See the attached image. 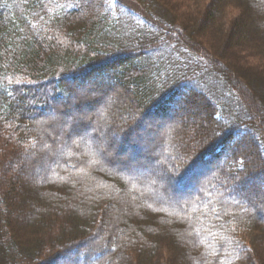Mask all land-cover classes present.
I'll use <instances>...</instances> for the list:
<instances>
[{"label":"trees","instance_id":"trees-1","mask_svg":"<svg viewBox=\"0 0 264 264\" xmlns=\"http://www.w3.org/2000/svg\"><path fill=\"white\" fill-rule=\"evenodd\" d=\"M73 254L264 264V0H0V264Z\"/></svg>","mask_w":264,"mask_h":264},{"label":"rangeland","instance_id":"rangeland-1","mask_svg":"<svg viewBox=\"0 0 264 264\" xmlns=\"http://www.w3.org/2000/svg\"><path fill=\"white\" fill-rule=\"evenodd\" d=\"M129 1H132V0H129ZM261 1V0H260ZM96 77V80H89L90 82H88V83H85V84H75V85H72L71 86V88H72V90L73 91H75V92H78L77 94H80L79 96H81L82 94L84 95V93L83 92H81V91H79V89H80V87L82 86V87H84V88H86V87H91V86H94V87H96V84H97V82L98 81H100L101 80V77L99 76V75H95ZM95 78H92V79H95ZM239 90L240 91H244L245 92V90H244V88H242L241 86H240V88H239ZM92 93H94V94H92ZM96 93H97V90H92V92H90V93H88V96L87 95H85L86 96V99H85V102H86V106H85V108L83 109V115L82 116H85V115H88V113H90L91 112V105L90 104H92L95 100H96ZM212 95L213 94H215L213 91H212V93H211ZM248 94V93H247ZM82 95V96H83ZM85 96H84V98H85ZM185 99V98H184ZM184 99H182V100H184ZM108 102V104L106 105V107L109 105V102H110V104H113L114 103V101H112V100H109V101H107ZM171 106V105H170ZM193 106H196V105H193ZM109 107V106H108ZM172 107V106H171ZM169 110V108L167 107V111ZM171 111V110H170ZM169 112V111H168ZM197 113V111H195V109H190L189 111H188V118H189V120L190 121H194V120H197L198 119V115L196 114ZM261 113V112H260ZM185 117H181V116H176V118H174V120L175 121H179V120H183ZM161 121H162V118L161 117H157V118H150L148 121H147V124H145V126L142 128V130L140 131L139 130V132H138V134H137V136H136V138L140 135V137H138L139 139H141V142L140 143H143V141H142V137L143 138H145L144 139V146H143V144H140V145H142L143 146V148H142V146H141V150H137L136 148H134V151H132V150H128L127 152H126V154H123L122 156H121V160L122 161H124V162H127V164H129V166L130 165H136V164H138V163H142L143 162V164H144V166H147L148 164H145V161H144V159H143V157H142V155L145 153L147 156L150 154H148L147 152L150 150V149H152L151 147H152V145H151V143H147L146 142V140H149V141H154L155 142V140L157 139H159L164 133H165V129L164 128H161L160 130H158L157 131V133H156V131H153L152 133H151V131H152V129L154 128V126L155 125H160V123H161ZM145 129V130H144ZM149 129H151V131H148ZM57 131H58V133H60L61 134V132H62V128H59V129H57ZM133 140H134V144H135V138H133ZM156 140V141H157ZM116 151H117V148L115 149ZM138 152H139V154H138ZM136 154H137V156H136ZM135 155V156H134ZM142 164V165H143ZM157 171H159V167L158 166H155V167H152L151 168V172L152 173H157ZM43 174L44 175H46V173H42V175H41V173L39 174V173H34V174H32V181L34 182L32 185H34L36 182H37V180L39 179V177H41V176H43ZM157 174H159V173H157ZM149 175V174H148ZM148 175H146V176H148ZM142 178H145L144 176H142ZM254 182H260L259 181V179H251L250 181H249V183H254ZM185 191H188V192H192L193 191V189L192 188H188V189H186ZM144 194H146V193H144ZM160 196H161V194H160ZM170 197H173V198H175V196L174 195H171ZM173 198L172 199H170L171 201H173ZM152 200H155V201H158V199L159 198H156V197H154V198H151ZM137 208V207H136ZM139 208H144V207H139ZM142 212H147V211H145V209H143L142 210ZM100 247H102V249L103 250H105V245L103 246H100ZM256 253V251H253V254H255ZM77 258H79L77 255H75V254H73V255H69V257H66V258H64L63 260H60V261H57L56 262V264H73V262H74V259H77ZM80 258H81V264H86L85 262H84V260H83V256H80ZM79 258V259H80ZM92 262H93V260H91ZM92 262H90L91 264H92Z\"/></svg>","mask_w":264,"mask_h":264}]
</instances>
